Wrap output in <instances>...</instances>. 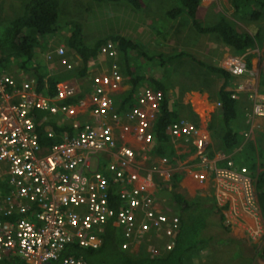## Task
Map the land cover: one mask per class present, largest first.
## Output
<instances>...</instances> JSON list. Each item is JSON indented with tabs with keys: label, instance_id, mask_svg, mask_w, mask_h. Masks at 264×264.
<instances>
[{
	"label": "built area",
	"instance_id": "1",
	"mask_svg": "<svg viewBox=\"0 0 264 264\" xmlns=\"http://www.w3.org/2000/svg\"><path fill=\"white\" fill-rule=\"evenodd\" d=\"M54 54L60 66L71 67L63 45ZM117 56L113 43L100 48L91 63L99 71L92 72L91 90L77 105L61 103L77 91L66 81L56 85L57 96L51 98L38 95L34 79L16 63L0 68V261L87 264L72 248L98 249L109 224L119 232L124 251L142 249L158 257L173 247L180 220L166 192L169 176L163 166L168 161L150 155L152 123L163 95L144 88L133 108L117 112L111 98L122 91ZM45 59H51L50 52ZM108 59L111 64L104 67ZM217 65L234 78L247 70L241 57ZM247 116L264 117L263 93H255ZM51 123L62 131L55 135ZM43 124L46 138L60 139L48 148L39 141ZM165 130L174 146L193 150L194 179L212 180L215 201L228 203L227 225L243 226L244 212H260L247 167L223 155L218 157L224 165L217 166L208 157L207 128L178 118ZM250 136L249 130L243 134L245 141ZM243 149L241 144L238 151Z\"/></svg>",
	"mask_w": 264,
	"mask_h": 264
},
{
	"label": "trees",
	"instance_id": "2",
	"mask_svg": "<svg viewBox=\"0 0 264 264\" xmlns=\"http://www.w3.org/2000/svg\"><path fill=\"white\" fill-rule=\"evenodd\" d=\"M96 3L122 2L133 10H140L146 0H92ZM175 7L167 11L166 17L170 23L178 20L186 21L191 30L197 36L214 39L216 42L229 49L233 56L244 59L246 69L251 68V51L259 49L262 37L259 31L254 34L239 32L237 21L249 19L259 20L264 16V0H229L232 9L231 17H221L209 24L197 20L198 8L202 0H175ZM59 0H28L24 5L22 16H18L5 24H0V68L9 69L16 63L19 70L29 74L35 82V91L38 95L57 96L56 85L67 80H89V86L81 85L75 95L61 101L65 105H77L91 90V63L97 61L100 48L107 43H113L117 50V68L122 77L121 92L112 94V102L117 112L123 113L136 105L139 93L144 88H151L163 95L162 102L152 123V134L155 145L150 152L152 158H165L173 164L176 159H183L193 154L178 155L177 149L166 132L165 128L180 117L184 112L189 121L198 124L197 117L190 108L181 106L178 100L171 101L169 93L174 91L170 74L174 73L179 63L187 59L194 63L200 70L202 78L201 87L185 90L195 91L200 94L207 93L208 100L219 104L217 108L218 130H213L208 125L211 141L215 147H209L208 157L215 152L227 155L238 148L243 142V134L248 130V124L244 123L243 107L237 99L231 95L237 87L235 79L227 71L216 63L197 60L186 51H178L168 54L151 53L147 47L138 40H133L120 35H111L98 38L91 44H86L83 39L82 27L78 21L70 20L64 24L59 21ZM67 31L63 40L68 61L71 67L66 69L59 65L55 57L54 49L47 47V42ZM51 53V59L36 60V55ZM71 58V59H70ZM70 59V60H69ZM49 62L51 64H49ZM75 62V63H74ZM111 64L108 59L104 62ZM178 64V65H177ZM177 65V66H174ZM51 67V68H50ZM98 65L96 66V68ZM221 81L216 88L215 82ZM264 85V72L262 75ZM231 89V90H229ZM184 90H182V93ZM264 94V91H263ZM246 109V106H244ZM243 117V120L240 119ZM187 119V120H188ZM246 121V120H245ZM55 135L62 128L51 123ZM44 124L39 127L40 145L48 148L54 141L43 134ZM243 157V163L249 174L255 178L258 207L264 218V136L258 143L252 141L244 143V149L239 151ZM221 164V165H220ZM219 165L222 166L223 163ZM258 171V172H257ZM182 174L174 172L169 176V190L166 192L176 204L180 228L174 238L171 250L163 252L158 257H150L144 250L133 254L120 248L121 237L117 229L110 224L105 226L101 234L102 244L96 249L72 248V253L84 259L87 264H194L195 255L202 249L210 247V241L203 236L207 219L212 213L213 206H206L197 199H189L180 192L179 182ZM220 225H223V216L220 214ZM227 231L228 229L225 228ZM17 258H5L0 264H23L17 262Z\"/></svg>",
	"mask_w": 264,
	"mask_h": 264
},
{
	"label": "rangeland",
	"instance_id": "3",
	"mask_svg": "<svg viewBox=\"0 0 264 264\" xmlns=\"http://www.w3.org/2000/svg\"><path fill=\"white\" fill-rule=\"evenodd\" d=\"M27 2L28 0H0V24H5L15 17L22 16L24 5ZM175 5V0H146L140 10H133L122 2L96 3L92 0H59V21L62 24L70 20L78 21L82 27L83 39L86 44H91L98 38L120 35L140 41L151 53L168 54L186 51L197 60L216 64L228 57H238L233 56L228 48L214 39L197 36L186 21L168 22L166 13ZM231 15L232 9L229 0H202L198 9V16L200 17L197 20L199 22L202 20L205 24H211L221 17H231ZM236 27L239 32L250 34L259 31L262 37L261 47L250 52V54H253L251 68L235 79L236 91H241L240 93L244 95L245 100L243 102L246 106L244 118L249 126L248 130L251 126L254 128L255 140L258 143L264 136V117L259 118L260 120L251 119L247 114L251 112L255 93L259 95L264 91L262 83L264 72V16L256 21L248 18L238 20ZM66 34L67 31H64L63 34L49 40L46 43L48 49L61 46ZM38 58L47 62L44 55L38 57L37 53L36 60ZM49 64L51 63L49 62ZM96 65L92 66L93 73L99 71L98 68H95ZM106 66L104 64V67ZM199 70L188 58L179 63L176 71L172 75L170 74L174 86L173 93L170 92L172 101L180 99L182 90L201 87L202 78L205 79L206 77L199 74ZM88 81L71 79L66 82L75 90H78L83 84L88 87ZM220 85L221 81L217 80L215 87L218 88ZM235 94L237 97L238 93ZM197 103L203 110L207 109L206 111L209 114L212 113L213 106H215L213 102L207 101L205 97ZM181 118L188 119L186 115H181ZM204 123L205 120L202 115L199 124L203 126ZM177 151L178 155L188 153L184 147H177ZM191 160L187 156L183 159H176L173 164L168 163L163 167L168 176L174 172L182 173L180 192L187 198H195L206 206H213L212 213L207 219V227L204 229L205 231L203 230V236L212 238V242L210 247L202 249L195 255L193 263L264 264V218L261 213L258 210L249 211V214L244 212V224L238 227L242 229V235L239 236L237 233L234 236L229 233L228 231L231 232L233 229L227 225L224 217L228 203L224 206L223 200H220L219 204L215 201V189L212 180L200 183L194 179L192 172H186V169L191 166ZM236 206L239 209L242 208L239 204H236ZM220 214L223 216V227L219 226L221 222ZM16 261L21 263L19 259Z\"/></svg>",
	"mask_w": 264,
	"mask_h": 264
},
{
	"label": "crops",
	"instance_id": "4",
	"mask_svg": "<svg viewBox=\"0 0 264 264\" xmlns=\"http://www.w3.org/2000/svg\"><path fill=\"white\" fill-rule=\"evenodd\" d=\"M199 9V8H198ZM200 16H198L197 15V19L199 18ZM1 50H0V55H1ZM91 72H93V70L91 69ZM123 86H121V89L123 90L124 89V87L122 88ZM121 89L119 90V91H121ZM229 90H231V89H229ZM234 92L236 91V89H234L233 90ZM238 92V96L236 97L237 98V100L239 101V103L242 105V107H243V112H244V110H245V102H243V100H245L244 99V95H242V93H240L239 91H237ZM258 93V92H257ZM263 92H261V94H262ZM169 97L172 99V96L170 95V93H169ZM205 97V99L208 101V95H207V93H202V94H200V93H198V92H195V91H190V92H186V91H184L182 94H181V97H180V99L178 100L179 101V104L181 105V106H184V107H189L190 108V110H191V112L197 117V119H198V124H199V119H200V117H202V115H203V119L205 120V123L203 124V126L201 125V124H199L202 128H207V131L209 132V134L210 133H212L213 131L211 130H208V125H211L212 126V128H213V130H218V128L216 127V125H217V120H218V118L216 117L217 116V106H216V102H213L214 104H215V106H213V110H212V113H207V109H202V107H200L199 106V103H197V101L199 102V101H201L202 100V98H204ZM182 100V101H181ZM172 101V100H171ZM211 102V101H210ZM214 107H216L215 108V110H214ZM201 112V113H200ZM181 115H186V114H184V112H180V117H181ZM187 116V115H186ZM240 119L241 120H243V117L242 116H240ZM256 119H258V120H260L259 118H256ZM257 120V121H258ZM244 123H246V121L244 120ZM248 131V130H247ZM249 131H251V136L249 137V139L248 140H246V141H252L254 144H256L257 143V141L255 140V130H254V128L251 126L250 128H249ZM245 140H244V138H243V142H242V144H244L245 142H246ZM215 145H216V143L214 142V141H211V145L210 146H212L213 148L215 147ZM175 147V149H177V147L178 146H174ZM179 147H184V148H186L184 145H179ZM178 147V148H179ZM239 148V147H238ZM238 148H236L233 152H231V153H229V154H227V155H224V154H222L221 152H215V154L210 158L212 161L213 160H216V165L217 166H220L221 164L220 163H223L222 164V166L224 165V162H223V160H221V157H218V155H223V156H225V157H228V158H230V159H233V160H235L237 163H242L243 165H244V163H243V157H242V155H240L241 153H239V151H238ZM187 149V151L186 152H188V148H186ZM178 152V151H177ZM189 158L190 159H192L191 160V166H189V169H186V172H194L196 169H197V167H196V160L194 159L195 157L193 156V155H190L189 156ZM157 159L158 158H154V160L155 161H157ZM220 164V165H219ZM258 172V171H257ZM178 173H180V174H182L181 172H178ZM182 180V179H181ZM253 180H255V178H253ZM168 181H169V179H168ZM181 182L182 181H180L179 182V187L181 186ZM167 191L169 190V184H167ZM169 195V194H168ZM219 226L220 227H223L222 225H220L219 224ZM206 227H207V223H206ZM206 227H205V229H206ZM239 227V226H238ZM238 227H231L233 230H231V232L230 231H228L229 233H232L234 236H236L237 235V233H238V235L239 236H241L242 235V229L241 228H238ZM241 227V226H240ZM225 228V227H224ZM226 230V229H225ZM205 231V230H204ZM227 231V230H226ZM204 233V232H203ZM204 237H206V236H204ZM207 238V237H206ZM208 239H209V241H210V244H211V242H212V238H210V237H208ZM47 264H58V263H55V262H50V263H47Z\"/></svg>",
	"mask_w": 264,
	"mask_h": 264
}]
</instances>
